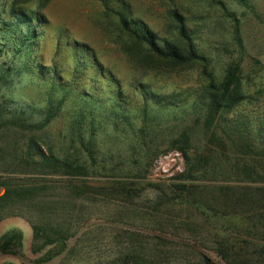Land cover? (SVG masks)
Wrapping results in <instances>:
<instances>
[{
	"label": "rangeland",
	"instance_id": "obj_1",
	"mask_svg": "<svg viewBox=\"0 0 264 264\" xmlns=\"http://www.w3.org/2000/svg\"><path fill=\"white\" fill-rule=\"evenodd\" d=\"M123 1L159 38L166 36L168 31V10L176 9L186 19L189 30L194 31L196 43L210 58L216 73L225 64L240 58L244 90L253 98L245 100L228 116L250 121L249 129L262 135L264 145V97L255 94L264 79V0H248L255 6L256 14L226 4L239 20L241 46L237 44L233 23L224 18L210 0ZM105 3L100 0H0L1 21L11 20L12 9L32 11L45 20L35 51L27 55L24 50L11 53L8 47H0V78L3 74L7 78L0 79V110L4 113L0 115V148L11 141L21 146L33 137L58 156L73 153L68 115L79 104L73 94L62 101L57 116L39 129L20 130L11 126L16 122L10 121L8 116L10 112L25 108L30 101L41 107L47 103L45 87L40 88L26 75L18 73L17 69L27 64L32 67L40 64L44 69L54 65L65 80L84 78L77 81L76 87L84 88L92 96L105 98L111 94L102 82L99 92L89 90L90 78H102L95 74L93 67L80 66V73H73L76 66L74 43L87 47L104 68L112 72L132 105L139 104L131 89L135 81L148 84L159 93H192L189 103L195 98L202 83L197 70L155 72L140 67L126 56L121 39L126 36L120 32L114 14L116 0ZM8 67L13 68L9 73L5 72ZM58 97L62 98L55 94L54 98ZM177 116H181V112ZM43 117V113L35 111L27 117L30 119L26 124L40 125ZM181 121L179 118L163 123L165 135H173L186 125ZM168 145V142L160 145V152ZM1 155L0 181L9 179L13 184H33L42 189L34 200L14 207L17 215L0 221V239L11 232L19 236L16 248L0 251V264H189L201 258L211 264H225L215 251L216 242L222 239L232 256L239 252L242 258L264 264V253L260 252V247L264 246L261 229L255 233L250 229L249 220L240 216H214L201 206L175 198L171 186L178 180L158 176L153 165L144 174L130 163L134 173L144 174L145 178L140 180L132 199H127L113 193L107 178L94 174L74 178L40 173L21 164L7 167ZM3 192L2 189L0 195ZM45 223L60 228L70 237L62 248L51 245L35 252L32 224ZM51 255L53 257L47 261Z\"/></svg>",
	"mask_w": 264,
	"mask_h": 264
},
{
	"label": "trees",
	"instance_id": "obj_2",
	"mask_svg": "<svg viewBox=\"0 0 264 264\" xmlns=\"http://www.w3.org/2000/svg\"><path fill=\"white\" fill-rule=\"evenodd\" d=\"M100 1L106 5V0ZM210 3L233 23L237 44L241 46L238 40L239 20L226 4L246 8L256 14L255 6L248 0H210ZM115 4L117 10H114V14L120 32L126 36L125 39L121 36L126 56L140 67L155 72L197 70L202 83L195 98L189 103L192 93H159L150 85L135 81L131 89L139 104L136 102L132 105L112 72L104 68L87 47L74 43L76 66L73 73L79 74L80 66L93 67L95 74L102 78H90L89 90L99 92V83L102 82L111 94L105 98L92 96L84 88L76 87L77 81L84 78L65 80L54 65L48 69L40 64L20 66L18 73L26 75L30 82L40 88L45 87L47 103L41 107L30 101L25 108L10 112L8 119L16 122L11 126L20 130L45 126L52 117L57 116L65 97L73 94L79 103L77 108H73L76 110L68 115L73 153L58 156L42 141L32 137L21 146L11 141L0 148L4 157L1 161L7 167L21 164L40 173L50 172L74 178L92 174L101 176L109 179L115 195L132 199V194L135 195L145 178L144 174L151 169L157 157L177 151L184 159L185 171L174 178L178 181L171 186L175 198L201 206L214 216H240L249 220L251 231L256 233L261 229L264 233L263 137L249 129L250 121L228 116L252 97L244 90L240 58L225 64L216 73L210 58L196 43L194 31L189 30L186 19L176 9L168 10V31L166 36L159 38L135 15L128 3L116 0ZM10 16L8 22L0 20V47H8L11 53L24 50L27 55L35 51V45L43 35L44 18L21 9H12ZM11 70L13 68L8 67L5 72ZM4 75H1V80L7 79ZM55 94L62 98H54ZM255 94L264 97V79ZM35 111L44 114L43 122L40 125H27V119L31 118L27 117L34 115ZM180 112L181 116H177ZM1 114H4L2 110ZM179 118L186 125L173 135H165L167 131L162 124L172 119L178 121ZM165 142L169 145L160 152V145ZM130 163L144 174H135ZM2 189L0 221L7 216L17 215L13 212L14 207L34 200L42 188L33 184H13L7 179L0 181V191ZM69 237L68 233L50 223L32 224L35 252L51 245L62 248ZM18 243V234L11 232L0 239V251L16 248ZM215 245L217 255L225 264H255L252 259L242 258L239 252L232 256L224 239ZM260 252L264 253V246L260 247ZM189 264L211 263L201 258Z\"/></svg>",
	"mask_w": 264,
	"mask_h": 264
},
{
	"label": "built area",
	"instance_id": "obj_3",
	"mask_svg": "<svg viewBox=\"0 0 264 264\" xmlns=\"http://www.w3.org/2000/svg\"><path fill=\"white\" fill-rule=\"evenodd\" d=\"M154 171L160 177L176 178L185 171L182 155L177 151L161 154L153 164Z\"/></svg>",
	"mask_w": 264,
	"mask_h": 264
}]
</instances>
